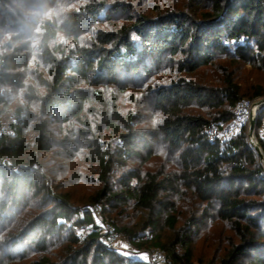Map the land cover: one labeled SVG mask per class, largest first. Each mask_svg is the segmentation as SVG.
<instances>
[{
    "label": "trees",
    "instance_id": "trees-1",
    "mask_svg": "<svg viewBox=\"0 0 264 264\" xmlns=\"http://www.w3.org/2000/svg\"><path fill=\"white\" fill-rule=\"evenodd\" d=\"M210 1L214 3L212 12L201 19L180 9L167 11L157 18L139 16L131 27L119 33L99 30L90 46L67 53L60 45L52 48L58 32L75 37L92 20L100 18L104 9L102 3L90 2L81 6L78 11L69 13L60 26L51 20L37 21L32 15L22 16L24 21L21 19L9 25L6 10L9 0H0V30L13 28L20 31L11 36V44L0 47V107L8 104L3 87H26L27 100L39 102L51 120L69 122L73 117L82 118L92 96L105 103L100 91L80 87L82 82L90 86H100L105 82L117 84L121 70L147 77L165 60L172 61L178 74L165 85L158 86L154 93L156 108L165 115L158 130L168 147L179 152L181 169L166 171L162 166L156 171L144 172L141 167L153 157L152 141L157 132L136 129L132 123L134 117L125 119L117 108L109 113L104 105L102 118L106 126L118 134V148L105 149L98 140L89 141L91 153L103 172V187L87 206L101 205L103 214L109 213L108 222L122 237L140 248L162 249L176 264H192L191 237L210 217L209 209L216 210L217 216L231 222L240 235V243L231 244L220 264H238L249 256L254 264H264L263 165L246 139V127H242L241 133L229 142L210 135L214 126L219 128L232 122L236 116L233 109L237 110L243 95L231 81L226 86L214 87L180 76L181 73H194L213 65L218 58H235L264 70V0ZM29 26L40 29L39 47L45 63L49 65L50 78L39 76V84L44 88L42 92L37 91L34 85L24 86L23 83L22 70L29 67L31 58V44L26 40ZM56 52L59 54H54ZM192 104L220 111L212 120L203 115L178 112ZM2 111L0 108V115ZM83 122L86 127L90 126L87 119ZM23 124L28 126L29 122L24 120ZM263 124L264 108L257 115L256 129H261ZM34 128L37 132L36 146L49 151L48 119H41ZM16 130L19 137L20 127ZM260 145L264 149V140ZM28 151L29 145L22 138L11 139L4 135L0 139V158L22 160ZM29 155V162L34 164L36 154L30 151ZM132 158L140 160L142 165L124 170L117 181L112 182L111 172L115 164L123 169L125 161ZM6 172L0 167V186L10 197V206L18 208L31 183V174L28 169L23 173L11 170L9 175ZM34 185L38 193L43 192V187H39L37 182ZM244 193L260 194L262 198L245 199ZM190 194L207 207L200 216L196 212L191 213L184 224L176 228L179 211L172 198L187 199ZM43 198L48 201V193H44ZM131 201L135 209L145 213L146 219L139 227H119L110 211ZM259 205L261 214L249 213L251 208L258 210ZM10 206L1 201L0 217H5L4 213ZM84 209L58 199L52 209L37 214L22 228L18 227L10 241L14 245H34L49 253V246L55 245L56 238L64 239L69 234L65 237L68 246L55 261L42 259L33 264H148L141 258L126 256L109 248L102 242V233L97 226H93L81 241L68 227L69 223L62 220L70 221L73 228L93 224L90 211ZM165 227L173 230L174 234L172 238L163 240L159 233ZM252 227H257L260 232V251L255 255L250 251L257 246ZM147 230L151 238L137 242L138 237H146Z\"/></svg>",
    "mask_w": 264,
    "mask_h": 264
},
{
    "label": "rangeland",
    "instance_id": "rangeland-1",
    "mask_svg": "<svg viewBox=\"0 0 264 264\" xmlns=\"http://www.w3.org/2000/svg\"><path fill=\"white\" fill-rule=\"evenodd\" d=\"M90 2L104 5L100 18L96 21L92 20L86 29L77 33L73 38L59 31L57 38L51 44L52 48L60 45L61 48L66 49L67 53L70 50L76 52L79 47L90 46L97 31L119 33L122 29L131 27L134 20L139 16L157 18L167 11L180 9L197 19H201L211 13L214 7V3L210 0H9V5L6 6L7 18L9 25H11L20 21L22 16L32 15L37 21L51 20L60 26L69 13L78 11L81 6ZM18 33L20 31L13 28L1 29L0 47L2 44H11V36ZM40 33L39 28L29 26L26 40H29L31 44V58L29 67L22 71L25 77L24 86L34 85L37 91L42 92L44 88L39 84V76L41 75L46 79H49L50 76L49 65L45 63V58L42 56V50L39 47ZM54 54L58 55L59 53ZM176 67L172 61L167 59L160 68L155 69L147 77L143 74L121 70L119 72L120 81L117 84L105 82L100 86H90L82 82L80 87L100 91L105 103L103 104L97 97L92 96L90 102L86 104L81 120L73 117L69 122L51 120L39 102L27 100L28 89L26 87H3L4 99L8 104L0 107L3 110L0 115V139L4 135L11 139L22 138L29 145V151L22 160L16 161L8 157L0 158V167L6 169L7 175L11 170L23 173L28 169L31 174V183L18 208L10 206V197L0 186V203L4 200L10 206V209L4 213L5 217H0V264H33L35 261H42V259L55 261L57 256L68 246L65 237L69 234H66L64 239L56 238L54 240L56 241L55 245L49 246V253L42 252L34 245H25L24 243L14 245L10 239L18 227L22 228L27 221L37 214L52 209L58 199L67 200L73 207L82 209L90 207L87 205L92 203L91 201L97 193H100L103 187V172L99 161L95 160L91 153L89 141L98 140L105 149L107 147H111L112 150L118 148V134L107 127L102 118V112L105 110L104 105L109 113L117 108L125 119L134 117L132 123L136 129L157 132L155 140L152 141V159L143 165L140 160H135V158L127 159L123 169L120 168L119 164H115L114 170L111 172L112 182H116L124 170L140 165H142L141 168L144 172L156 171L162 166L165 167L166 171H179L181 169L178 160L179 152L168 147L164 136L158 130L165 115L156 108V95L154 93L158 86L165 85L176 77L178 74ZM180 76L198 84L214 87L226 86L231 81L232 85L240 90L243 95L242 98L256 101L264 99V70L256 69L235 58H218L213 65L202 67L194 73H181ZM235 109H233L234 115H236ZM219 111L216 108L201 107L196 104L178 110L180 113L203 115L211 120L218 115ZM41 119H48L49 121V138L51 139L49 151L41 150L35 144L37 132L34 126ZM84 119L88 120L89 127L85 126ZM24 120L29 122L28 126L23 124ZM17 127L21 129L19 137H17ZM242 127H246V139L253 148L249 135V118L239 120L235 116L232 122L222 127L214 126L210 135L229 142L241 133ZM262 127L259 130L255 129V136L259 144L260 141L264 140V124ZM30 151L36 154L34 164L29 162ZM117 159L121 161L119 158ZM258 161L263 165L259 157ZM262 167L264 169V166ZM35 182L38 183L39 187H43V192L38 193L34 185ZM44 193H48V201L44 200ZM243 196L245 199L260 200L262 198L260 194L253 193H244ZM172 199L177 203L179 211L176 228L182 226L186 217L191 213L196 212L200 216L207 207L205 203L194 196L192 197L191 194L187 199L176 197ZM258 207V210L251 208L249 213L261 214L260 205ZM216 208H218L217 205ZM122 210L123 212L119 213ZM216 212V210L209 209L210 217L207 218L199 232L191 237L192 264H220L221 259L226 256L228 249L231 248V244L240 243V235L234 225L229 221L220 219ZM110 213L119 227L126 225H132V228L139 227L146 219L145 213L135 209L132 201L125 206L111 210ZM108 214H103V211L101 214H91L94 219L93 224L102 226L110 220L107 218ZM62 221L69 223L68 227L76 232L81 241L85 239L94 226L88 224L82 228H73L70 221L64 219ZM251 229L257 237L255 241L257 246L250 250L251 254L255 255L260 251V232L257 227ZM146 233L148 234L147 237L151 238L148 230ZM159 234L162 235L163 240H166V238H172L174 231L165 227ZM120 242L121 254L141 258L144 261L148 258V250L153 249V247L140 248L135 243L128 246L127 242L130 243L131 241L124 237ZM180 251L182 253L183 250ZM238 264H254L253 258L245 257Z\"/></svg>",
    "mask_w": 264,
    "mask_h": 264
},
{
    "label": "built area",
    "instance_id": "built-area-1",
    "mask_svg": "<svg viewBox=\"0 0 264 264\" xmlns=\"http://www.w3.org/2000/svg\"><path fill=\"white\" fill-rule=\"evenodd\" d=\"M256 102V100H250L245 98L242 99L237 106L236 118L239 120H245L246 118H249L251 110ZM85 209H88L92 215L101 214L103 211L102 206L99 204H96L93 207H87ZM91 225L97 226L99 230H101V240L103 243H105L109 248L116 252H122L121 247L119 248L122 237L113 224L106 222L105 224H102V226H98L96 224ZM145 235L146 237H138L136 241L138 242L146 239L148 234L146 233ZM127 243L129 244H127L128 246L132 244V242ZM146 262L148 264H176L167 256V254L162 249L159 248H153L152 250H148V258L146 259Z\"/></svg>",
    "mask_w": 264,
    "mask_h": 264
},
{
    "label": "water",
    "instance_id": "water-1",
    "mask_svg": "<svg viewBox=\"0 0 264 264\" xmlns=\"http://www.w3.org/2000/svg\"><path fill=\"white\" fill-rule=\"evenodd\" d=\"M263 108H264V99H260L254 104L249 117V122H250L249 135H250L251 145L253 146L257 156L260 158V161L264 166V151H263L264 149L258 143V140L255 136L257 115Z\"/></svg>",
    "mask_w": 264,
    "mask_h": 264
},
{
    "label": "bare ground",
    "instance_id": "bare-ground-1",
    "mask_svg": "<svg viewBox=\"0 0 264 264\" xmlns=\"http://www.w3.org/2000/svg\"><path fill=\"white\" fill-rule=\"evenodd\" d=\"M214 136V135H213Z\"/></svg>",
    "mask_w": 264,
    "mask_h": 264
}]
</instances>
